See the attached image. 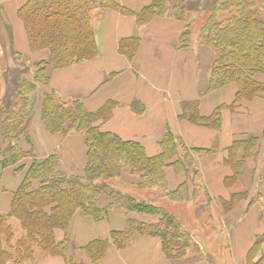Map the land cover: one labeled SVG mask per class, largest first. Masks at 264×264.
Segmentation results:
<instances>
[{"label":"trees","instance_id":"obj_1","mask_svg":"<svg viewBox=\"0 0 264 264\" xmlns=\"http://www.w3.org/2000/svg\"><path fill=\"white\" fill-rule=\"evenodd\" d=\"M221 1L152 0L134 13L115 0H27L19 7L18 17L25 26L31 51L46 54L34 62L26 61L30 56L15 50L12 28L4 21L0 6V27L5 34L4 37L0 32V57L6 55L9 66L7 71H0V168H13L22 173L10 210L0 213V264H28L27 258L33 252L28 241L37 243L52 255L62 256L66 264H81L75 254L69 252L66 238L55 239V231H66L78 211L101 221L115 208L125 212L124 228L113 229L109 238H97L83 247H73V250L84 249L90 264H101L111 245L117 249L129 246L136 233L159 237L162 251L170 260L187 257L188 250L197 244L195 235L166 208L140 200L130 189L160 188L171 201L182 202L190 199L191 186L193 199L198 203L202 192L208 197V191L200 184L198 157L209 150L190 147L168 131L160 142L161 151L149 156L139 142L124 140L116 133L101 130L96 124L110 118L116 101L109 100L99 110L89 111L81 99L69 101L50 89L48 68L95 58L98 55L95 22L101 21L108 9L124 15L135 14L138 25L147 24L156 17L183 20L185 26L178 43L180 49H187L192 42L187 14L203 3L210 15L199 31L198 45L214 52L207 92L217 91L230 83L237 85V91L232 103L218 106L208 116L200 113L198 101L185 102L179 118L219 130L224 107L234 109L242 101L264 95V82L258 78L264 75V0ZM141 40L137 36L123 38L119 52L132 60ZM12 88L15 91L11 97L8 93ZM37 106H40V117L48 132L64 136L83 133L87 162L82 174L63 171L56 153L37 158L29 131V121ZM131 106L138 113L145 108L138 100ZM257 148L258 139L254 136L235 140L229 147L225 163L232 174L227 177L228 184L241 177L244 163L255 156ZM168 167L177 174L190 175V181L169 190L165 174ZM132 176L136 180H128ZM113 180L123 184L118 186ZM121 188H126L127 192H122ZM247 195V192L235 195L236 200L231 205ZM144 214L154 216V220L145 221ZM11 216L20 220L26 235L17 241L14 253L7 254L2 230L7 227L6 231L11 232L7 223ZM209 226L210 231L216 228L214 223ZM245 264H264V231L256 236Z\"/></svg>","mask_w":264,"mask_h":264},{"label":"crops","instance_id":"obj_2","mask_svg":"<svg viewBox=\"0 0 264 264\" xmlns=\"http://www.w3.org/2000/svg\"><path fill=\"white\" fill-rule=\"evenodd\" d=\"M26 1L9 0L7 4V9L11 10L20 21L17 12ZM115 1L134 13H138L152 2V0ZM178 21L168 17H156L147 24L138 25L135 14L124 15L113 9L104 11L100 27L96 32L98 55L72 66L55 69L50 74V89L65 99L71 96L72 99H81L89 111H93L91 107L101 108L109 100L116 101L117 106L113 109L110 118L105 121L99 120L96 124L101 130L116 133L124 140L139 142L145 147L149 156L161 151L160 142L168 131L190 147L209 150L198 157L200 184L208 191V197L206 193L201 197L205 200L209 199L205 207L209 214L212 213L218 220L217 225L222 227L234 218L239 219L235 214L237 212L240 219L253 216L260 223L258 226L263 225L264 228V219L261 215L264 212V95L257 96L251 101H242L234 109L224 107L219 130L180 119L179 114L185 102L198 101L200 113L206 116L211 115L218 106L232 103L237 85L230 83L217 91L207 92L212 56L209 57L208 53L203 54V50L210 51V49L197 44L187 49H180L178 41L183 25ZM21 23L18 38L20 46L16 47L17 51L20 49L19 52L38 60L37 54L40 53L31 51L25 26L22 21ZM24 35L28 47L24 44ZM132 36L141 37L142 40L135 57L131 60L119 52V43L123 38ZM13 40L15 43V38ZM82 68H84L83 73H81ZM98 73L104 75V80L90 90L95 91V95L88 96V93L81 91L85 85L81 77L83 74L93 76ZM107 75L110 78L107 79ZM259 80L264 82V75ZM86 96L89 97L87 100H85ZM40 97L42 95H38L39 99ZM136 100L141 101L145 106L141 113L132 109L131 105ZM37 107L35 111L38 109L40 114V106ZM32 118L29 121V131L37 158L43 159L56 153L63 171L70 174L83 172L87 162L85 141L81 156L71 152L70 144V140L75 135L83 136V133L72 132L66 136L61 133L53 134L47 131L42 119L40 120L43 125L36 121L32 122ZM252 136L258 139L256 154L244 163L241 177L234 183L228 184L227 177L232 174L231 168L225 163L228 149L235 140H245ZM76 160H79L78 164L75 163ZM165 174L167 187L170 190L176 189L186 180L190 181V175L177 174L172 167L166 168ZM21 181L22 173L15 172L13 168H0V213L9 209L13 192ZM133 190L134 188L130 189L131 193ZM243 192L248 193L247 197L231 205L236 200L234 196ZM150 194L151 199L165 198L160 188L156 192L153 189ZM189 194L190 199L184 201V206L189 202L193 215V221L190 222L193 224L196 219L191 186ZM163 204L164 208L168 209L169 206ZM125 223V212L118 208L113 209L109 217L101 221H95L77 212L69 226V231L76 245L85 246L97 238H109L113 229L120 230L124 228ZM192 230L194 234L195 231ZM65 233L63 231L62 237ZM261 233L255 234L254 237ZM239 238L238 245L246 246L240 245L242 252L227 254L226 264L247 262L254 241L246 233ZM133 240L123 249L109 247L101 264H167L166 260H170L162 251L159 237L136 233ZM213 254L214 260L219 259L222 264L224 263V258H221L220 254L219 256ZM171 261L178 262V259ZM39 264H66V261L62 256H45ZM216 264L219 262L216 261Z\"/></svg>","mask_w":264,"mask_h":264},{"label":"rangeland","instance_id":"obj_3","mask_svg":"<svg viewBox=\"0 0 264 264\" xmlns=\"http://www.w3.org/2000/svg\"><path fill=\"white\" fill-rule=\"evenodd\" d=\"M9 0H0V6L3 8V12H4V21L11 26L12 28V35L13 38H15V43L13 41V46L15 48V50H17V48L20 46L18 43V38H19V25L20 27H22V23L21 21L16 17L15 14H13V12L11 10L7 9V4H8ZM221 1V0H220ZM225 1V0H223ZM221 1V2H223ZM24 2V1H23ZM22 4V3H21ZM200 6H196L194 10H192L190 13L188 12L187 16L188 19L187 21L191 22V29H192V34H191V38H192V42L191 45H198V39H199V31L202 27V25L206 22L207 18L209 17L210 14H208V12L210 13V11L207 9V7H204L203 3L199 4ZM9 8V7H8ZM205 8V9H204ZM177 20V19H176ZM179 23H181L183 25L182 28H184L185 26V22L183 20H179ZM96 25V29L99 28L100 26V21L97 20L95 22ZM3 31V27H0V32ZM183 31V30H182ZM181 31V32H182ZM4 37L5 34L4 32H1ZM3 37V38H4ZM24 39V44L27 46V39L25 37V35L23 36ZM16 44V45H15ZM17 47V48H16ZM202 47V46H201ZM205 49H210V48H206ZM19 51H21L20 49H18ZM39 53V52H38ZM209 54V57L212 56L214 53L211 49L210 51L208 50H203V54ZM46 55V54H44ZM37 56H39L37 59H39L40 57H42L43 55L40 56V54H37ZM26 61H31L34 62V59H32L31 57H29L28 60ZM32 64V63H31ZM33 65V64H32ZM72 66V65H70ZM8 62H7V56L6 55H1L0 57V71L4 72L5 70L7 71L8 69ZM66 67V66H65ZM62 68V67H61ZM57 69V68H56ZM55 70V68H48V74H51L53 71ZM84 68H82V72L83 73ZM80 73V74H81ZM263 75H259L258 78L262 77ZM15 77V76H14ZM89 78V80H88ZM106 78H110L109 75L106 76ZM81 80L83 81V83L85 84L82 88L81 91L88 93L89 95H95V91H90L95 85L99 84L100 82H102L104 80V75L103 74H94L93 76H87V75H82ZM4 85V84H3ZM104 86V85H103ZM47 90V89H46ZM93 90V89H92ZM15 89L12 88V90H10V92L8 93L11 97L14 94ZM43 89H41L39 91V95L42 93ZM2 94H5V85L2 89ZM86 96L85 100H87L89 97ZM72 96L68 99L69 101L72 100ZM39 109V107H37ZM93 111H97L99 108L93 109L94 107H91ZM36 110L34 113V117L32 118V122H39L42 124L41 122V117H39V110ZM31 121V120H30ZM30 123V122H29ZM43 125V124H42ZM39 126V125H38ZM81 134V133H80ZM83 135V134H82ZM61 136V135H60ZM35 140H36V134L34 135ZM83 137V138H82ZM84 135H75V137H73L70 140V144L71 146V152H74V154L76 156H81L82 151H83V140ZM23 142V141H22ZM68 143H66L67 145ZM85 144V142H84ZM85 148L86 144H85ZM87 151V149H86ZM36 152V151H35ZM79 160H76V164H78ZM82 171H80L77 174H82ZM70 174V173H68ZM74 174V173H71ZM128 178V177H127ZM135 179V177H130L128 178V180H132ZM114 183H117L116 185L121 186L120 184L123 182H121L120 180H113ZM115 185V184H114ZM155 192L158 189H154ZM170 190V189H169ZM175 190V189H174ZM122 192H127L126 188H121ZM160 191V190H159ZM133 195H137L138 198L140 200H145L148 202H151L155 205L164 207L165 205L163 203H165L166 205H168V211L171 212L172 214H174L178 220L180 221V223L185 227H189L188 229L192 232L194 229L195 233V237H196V242L197 244L194 246H192L187 253V258H183V259H179L178 262L175 261H171L170 260H166L167 264H185L186 262L192 261L191 264H216V261L219 262V264H222L221 260H214V254L215 253L217 256H219V254L221 255V258H224V263L226 264V260H227V254H233V252H242L240 250V245L239 244V236H241L242 234L246 233V235L248 234V236H250V238H252L251 240L254 241L253 238L255 234L257 233H261V231H264L263 225L258 226V224H260L259 222L256 221V219L253 216H247L246 218H242L240 219V216L237 214V212H235V214L237 215L238 218H234V220H231L230 222H227L226 226L223 225L219 226L218 224V220H216L211 214H209V211L205 208L206 205L209 203L208 198L205 200L204 197L199 198V202L198 203H194V213H195V222H193V224L190 221H193V215L192 212L190 211V207H189V202H187V204L184 206V201L182 202H173L171 201L168 197H167V193L165 191H163V193L165 194V198L164 200H159L160 197H158V199H151L149 197H151L152 195L150 194V192H152V190H146L144 189L142 190H133L132 191ZM161 192V191H160ZM159 192V193H160ZM203 194L205 192H202ZM162 195V194H161ZM205 195V194H204ZM144 196H146L147 198H145ZM13 199V196H12ZM11 199V201H12ZM12 203V202H11ZM11 203H10V207H11ZM10 207L7 211L2 212V213H7L10 210ZM79 212V211H78ZM261 215L263 216L264 219V212L261 213ZM191 216V217H190ZM143 219L145 221H153L154 220V216H149L147 214H144ZM74 218V217H73ZM72 218V220H73ZM212 218V219H211ZM71 220V222H72ZM70 222V224H71ZM215 223V230L210 231L211 228L209 225L212 226V223ZM9 224V226H11L12 230L11 232L13 233V235H10L9 233H11L10 231L7 232L6 228H4L2 230V237H3V248L4 251L7 252V254H13L15 249H16V243L17 241L24 237L26 235V231L22 229L20 220L18 218H16L15 216H11L9 221L7 222ZM69 224V226H70ZM68 226V229L65 231L66 233L64 234L65 238L68 241L67 247L69 249V252L75 254V258L77 261H79V263L81 264H90V259L87 257V254L85 252L84 249L82 248H78L76 250H73V247H83V246H78L74 243V239L72 237V235L70 236V228ZM194 226V228H193ZM192 227V228H191ZM208 227V228H207ZM255 228L257 229V231H255ZM64 230L61 229H57L55 231V239L57 241H62L64 240V236L62 237ZM197 232V235H196ZM72 237V238H71ZM243 239V238H242ZM28 240V239H27ZM133 240V238H132ZM134 241V240H133ZM37 243L32 241H28L27 245L33 248V252H32V256H28V264H39L40 260L43 259L45 256H56V255H52L51 252H49L48 250H42L41 248H39L37 245ZM252 244V243H251ZM250 244V246H251ZM113 246V245H111ZM110 246V247H111ZM242 246H246V245H242ZM249 246V247H250ZM248 247V248H249ZM26 259V260H27ZM13 261V260H12ZM223 263V264H224ZM8 264H12V262L8 263Z\"/></svg>","mask_w":264,"mask_h":264}]
</instances>
